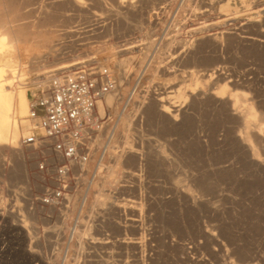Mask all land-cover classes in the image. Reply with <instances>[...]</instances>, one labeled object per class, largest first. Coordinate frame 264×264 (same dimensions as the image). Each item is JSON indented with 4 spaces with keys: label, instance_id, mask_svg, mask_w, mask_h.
<instances>
[{
    "label": "rangeland",
    "instance_id": "1",
    "mask_svg": "<svg viewBox=\"0 0 264 264\" xmlns=\"http://www.w3.org/2000/svg\"><path fill=\"white\" fill-rule=\"evenodd\" d=\"M11 1H0V36L22 30L5 44L27 99L42 72L79 61L109 68L118 90L65 221L24 208L39 181L22 150L3 151L0 264H264V0ZM111 151L132 153L109 186ZM99 192L107 209L93 204ZM14 208L42 238L34 246ZM60 228L82 247L53 243Z\"/></svg>",
    "mask_w": 264,
    "mask_h": 264
},
{
    "label": "built area",
    "instance_id": "2",
    "mask_svg": "<svg viewBox=\"0 0 264 264\" xmlns=\"http://www.w3.org/2000/svg\"><path fill=\"white\" fill-rule=\"evenodd\" d=\"M117 90V81L109 68L86 61L58 71L45 87L38 88L32 95L27 120L33 129L18 144L24 157L31 161L32 174L42 190L37 197L24 198V208L29 213L38 210L51 222L55 218L65 221L72 199L84 185L90 162L101 153L98 142L110 119L107 114L100 115L98 104ZM4 204L0 197L2 217L8 212ZM10 210L12 217H18L20 227L34 246L42 238L36 241L33 233L23 225L25 217L17 214L16 208ZM74 234L72 231L67 237L60 228L54 233L53 243L65 239L64 248L69 250L67 246L75 243Z\"/></svg>",
    "mask_w": 264,
    "mask_h": 264
},
{
    "label": "bare ground",
    "instance_id": "3",
    "mask_svg": "<svg viewBox=\"0 0 264 264\" xmlns=\"http://www.w3.org/2000/svg\"><path fill=\"white\" fill-rule=\"evenodd\" d=\"M1 1V0H0ZM11 0H9L10 2ZM129 0H120V7L124 5V3H128ZM221 1H224V0H217V3L220 4ZM5 1H3L4 3ZM8 2V0H7ZM19 2V1H18ZM17 2V3H18ZM80 4V7H81V2L77 1ZM12 3V1H11ZM122 4V5H121ZM21 5V4H20ZM77 5V3H76ZM100 7H103L105 6V3L101 2L100 4ZM126 5V4H125ZM127 7L129 6L128 4L126 5ZM79 7V5H78ZM10 8V7H9ZM105 8V7H104ZM131 8V6H130ZM11 9V8H10ZM24 9V8H23ZM262 12H264V8L262 7L261 8ZM123 10V9H122ZM128 10V9H127ZM31 11H33L31 9ZM9 13V12H8ZM12 13V12H11ZM44 13V12H43ZM1 14V13H0ZM46 14V13H45ZM2 15H4L2 13ZM1 16V15H0ZM16 16V15H15ZM18 16V15H17ZM16 16V17H17ZM4 17V16H2ZM1 17V20H3ZM26 17H28L26 15ZM227 17V16H226ZM7 18V17H5ZM20 18V17H19ZM23 19V18H22ZM221 19V18H220ZM0 20V21H1ZM98 20V19H97ZM8 21V20H7ZM13 21H15L13 19ZM19 21V20H18ZM220 21V20H219ZM224 21V19L222 20ZM227 21V20H225ZM5 22V21H4ZM16 22V21H15ZM213 22V21H212ZM215 22V21H214ZM217 22V21H216ZM12 23V21H11ZM20 23V22H19ZM22 23V21H21ZM99 23V22H98ZM218 23V22H217ZM217 23L214 24L217 26ZM2 23H0V27ZM9 24V23H8ZM23 24V23H22ZM21 24V26H22ZM41 24V22H40ZM200 24V23H198ZM203 24V23H202ZM207 24V23H206ZM7 25V24H6ZM20 25V24H19ZM197 25V24H196ZM11 26V25H9ZM14 26H15V23H14ZM197 27V26H196ZM5 28V27H4ZM8 28V27H7ZM22 28V27H21ZM27 28V27H26ZM25 28V29H26ZM194 28V27H193ZM192 29V28H191ZM5 30V29H4ZM3 28H1V31H4ZM10 30V29H9ZM187 30H190V29H187ZM22 32V30L20 29L18 31H14V30H10L8 33H4L5 35L0 36V162H2L3 160V151L6 150L7 148L10 149L11 151V154L14 156H21L22 154L19 153L20 151H17L18 148V144H19V141H20V137H21V134H22V131H21V127L24 129L23 131L25 132L24 135L27 137L31 130L33 129L32 128V125H31V122H29L27 120V117H28V114H29V108H30V100L29 98L27 99V95H26V85H24V82H22V78H19L20 77H23V73H21L19 75V72H18V63H17V57H13L12 54L8 51V47H7V44H5V41H9V43H17L20 41V37L18 35L19 32ZM6 32V30H5ZM29 32V31H28ZM31 32V31H30ZM33 32V31H32ZM24 33V32H23ZM22 33V34H23ZM26 34V33H25ZM34 34V33H33ZM32 34V35H33ZM231 34V33H230ZM217 35V34H216ZM220 35V34H219ZM227 35V33L225 34ZM212 36H213V33H212ZM215 36V35H214ZM221 36V35H220ZM223 36V34H222ZM228 36V35H227ZM31 38V37H29ZM28 38V40H29ZM210 38V37H209ZM214 39V37H212ZM211 38V39H212ZM27 39V38H26ZM25 39V40H26ZM217 39V37L215 38ZM214 39V40H215ZM247 39V38H246ZM218 40V39H217ZM247 40H252V42L256 39H252V38H249ZM200 42V41H199ZM209 42V41H208ZM264 43V42H263ZM13 45V44H12ZM174 45V44H173ZM205 46V45H204ZM14 47V46H13ZM128 48V47H127ZM135 47H132V48H128V49H133ZM126 49V48H125ZM188 49V48H187ZM190 50V49H189ZM188 51V50H187ZM192 51V50H191ZM197 51V50H196ZM173 52V51H172ZM186 53V52H185ZM178 60V59H177ZM84 62L86 61H79V62H75V63H72V64H66V65H63V66H60L58 67L57 69H53V70H50V69H47L49 71H44L40 74V72L38 74L37 77H40L41 75L43 76L41 79H38V81L34 82L33 85H37V89L38 88H43L47 85V83L49 82V79L54 76V74H56L58 71H61V70H65V69H68V68H72V67H75L77 65H80V64H83ZM189 64V63H188ZM192 64V63H191ZM57 71L56 73L54 74H50L52 72H55ZM7 72L10 73L11 75V79H8L7 78ZM216 73V72H215ZM37 74V73H36ZM50 74V75H49ZM214 74V73H213ZM221 75V73H220ZM209 76V75H208ZM219 77V76H218ZM222 78V77H221ZM220 78V80H221ZM231 80V79H230ZM31 81V80H30ZM229 81V80H228ZM14 82H18L19 84L17 86H15L14 88ZM230 82V81H229ZM230 86V85H229ZM231 87V86H230ZM174 90V89H173ZM172 91V90H171ZM165 93V92H164ZM113 94H108L104 100L102 102H100L98 104V110H99V113L101 115V113L104 112V110L106 109H110L112 106H113ZM162 95V94H161ZM165 95V94H164ZM170 95V94H169ZM173 95V94H172ZM193 95V94H192ZM191 95V96H192ZM167 96V95H166ZM193 97V96H192ZM191 97V98H192ZM220 98V97H219ZM167 99V98H166ZM172 99V98H171ZM160 101H163V99L161 98ZM168 102V101H167ZM145 106V105H144ZM163 107V106H162ZM185 107V105L183 106ZM176 109V106L175 105H172L170 104L168 107H165L162 112H164L166 115L167 113L171 114L172 112H174V110ZM179 108V107H178ZM144 109V108H143ZM179 111V110H178ZM177 111V112H178ZM183 111V110H182ZM180 112V111H179ZM187 112V111H186ZM178 115V114H176ZM180 115V113H179ZM185 115V114H184ZM171 116V115H170ZM178 119V118H177ZM240 119H242L240 117ZM124 120V119H123ZM176 122V121H175ZM243 124V123H242ZM120 126V125H119ZM118 127V126H117ZM117 130V128H116ZM115 133V131H114ZM110 134V133H109ZM204 134V132H203ZM23 136V135H22ZM212 136V135H211ZM210 136V137H211ZM111 137V136H110ZM113 138V137H112ZM102 137L100 138L99 142L101 141ZM108 140V139H107ZM196 140V139H195ZM105 141V140H104ZM247 141V140H246ZM257 141V140H256ZM98 142V143H99ZM260 142V140H259ZM103 144V143H102ZM246 145V144H244ZM248 147V145H247ZM251 147V146H250ZM108 148V147H106ZM250 149V148H249ZM107 150V149H106ZM113 150V149H112ZM107 153V152H106ZM121 154L118 153H114L111 151V154H112V158H114V165L109 167V172H108V175L106 176V180L104 181L105 184H108L109 186L111 185V183L113 182V175L114 173L117 171V169H119V166L120 164L122 163V161L126 158V157H122L124 155V153H132L131 151H121L120 152ZM101 154V153H100ZM137 155V154H136ZM99 156V155H98ZM130 156V155H129ZM21 158V157H20ZM19 158V159H20ZM15 159V158H14ZM103 159V158H102ZM109 159V158H108ZM138 159V158H136ZM138 161V160H137ZM5 162V161H4ZM102 162V161H101ZM19 163V162H18ZM101 164V163H100ZM16 165H18L16 163ZM13 167L11 164H9V168ZM98 167V166H97ZM1 169V167H0ZM90 170V169H89ZM95 170V169H94ZM104 179V178H103ZM94 181V180H93ZM98 182V181H97ZM103 183V184H104ZM115 183V182H114ZM97 187V186H96ZM172 191V190H171ZM98 192V191H97ZM87 196H83V201L85 203V201L87 200ZM110 199V196L107 195V194H101L100 192L98 193V195L95 197L94 199V206L96 207H99L100 209H107L106 208V205L109 204L108 201ZM117 207V206H116ZM120 207V206H119ZM88 227H91V226H88ZM80 234V232H79ZM77 233V235H79ZM89 235V234H88ZM85 239H82L84 240L85 242ZM91 241V240H90ZM89 241V242H90ZM95 241V240H94ZM96 242V241H95ZM74 244H78L80 247H82V245L79 243V240H78V237L75 241ZM82 244L83 246H85V243H83L82 241ZM94 244V243H93ZM72 245V244H71ZM71 245H68V249H70V246ZM73 246V245H72ZM216 259V258H215Z\"/></svg>",
    "mask_w": 264,
    "mask_h": 264
}]
</instances>
